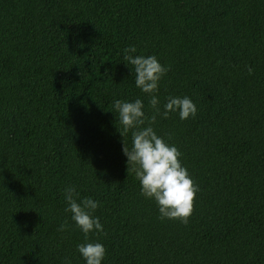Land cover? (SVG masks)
Segmentation results:
<instances>
[{
    "label": "trees",
    "instance_id": "16d2710c",
    "mask_svg": "<svg viewBox=\"0 0 264 264\" xmlns=\"http://www.w3.org/2000/svg\"><path fill=\"white\" fill-rule=\"evenodd\" d=\"M129 45L167 67L161 104L196 106L152 125L197 187L187 223L127 172L112 103L152 114ZM68 185L98 202L102 264H264V0H0V264H84Z\"/></svg>",
    "mask_w": 264,
    "mask_h": 264
},
{
    "label": "clouds",
    "instance_id": "9594fccd",
    "mask_svg": "<svg viewBox=\"0 0 264 264\" xmlns=\"http://www.w3.org/2000/svg\"><path fill=\"white\" fill-rule=\"evenodd\" d=\"M134 53L135 46L129 45L122 50V58L133 66L134 85L148 97L152 114L146 116L144 104L139 98L132 101L116 99L112 103V112L116 113L121 126L120 136L131 133L130 146L122 143L121 148L126 157L127 172L134 174L140 194L154 201L159 213L158 219L187 223L197 187L182 165L181 153L176 146L158 136L152 125L158 116L167 118L170 113L185 120L196 114V106L187 96H169L161 104L156 93L167 67L154 55H133ZM62 194L68 220L84 237V242L76 245V251L84 264H102L104 245L88 240L89 233L103 231L99 217L94 215L98 202L91 197L80 198L77 202L79 193L73 185L64 187ZM68 227L66 220L60 223L57 230L65 231ZM64 264L69 262L65 260Z\"/></svg>",
    "mask_w": 264,
    "mask_h": 264
}]
</instances>
